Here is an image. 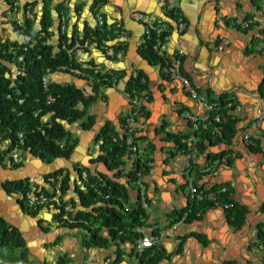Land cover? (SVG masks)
I'll return each instance as SVG.
<instances>
[{"label":"crops","instance_id":"1","mask_svg":"<svg viewBox=\"0 0 264 264\" xmlns=\"http://www.w3.org/2000/svg\"><path fill=\"white\" fill-rule=\"evenodd\" d=\"M11 1L18 10L19 22L23 19V6L33 7L40 30L42 2ZM46 2L51 6L58 3L60 7L66 1ZM10 3L0 0V40L4 42L18 38L13 28V23L18 21H10L2 15ZM175 4L177 12L170 13L163 0L69 1V19L64 18L67 20L66 31L80 36L76 45L81 47L74 52L75 58L82 63H94V67L104 73L115 72L126 77L101 90L88 112L96 118L91 131L80 125L67 127L79 139L70 159L58 158L50 165L41 164L28 153L22 171L36 179L40 187H45L44 177L53 172H61L59 177L69 175L70 189L62 200H70L82 210L78 189L84 190L85 187L80 179L83 171L80 172L87 168L97 178L105 176L113 182L119 179L131 197L125 207L131 210L137 205L141 189L127 178L135 166L134 159L128 154L119 167L105 166L104 160L100 159H109L111 165L114 161L104 151V139L99 136L111 124L119 138L125 137L123 118L129 109L125 82L133 70H138L147 82L145 90L150 101L146 107V123L135 143L142 145L139 147L145 152L143 157L151 160L150 172L144 182L153 211L148 213L143 225L136 226L126 235L127 238L120 240L124 236L119 234L113 239L104 229L103 235L110 245L87 247L89 232L60 224L57 209L53 206L36 209L23 196H8L1 185L10 181L15 172L1 164L0 217L8 223L10 232L20 234L25 249L30 250L28 255L33 264H65V261L67 264H108L118 255L122 260L120 264H139L141 257H137V243L143 235L159 239L154 247L144 249V253L153 256L162 254L159 264H264V250L259 246V234L261 229L264 230V0H179ZM135 13L149 15L160 24L167 34L162 39L167 45V54L172 61L181 59L183 73L202 97L215 102L226 96L228 98L222 102L233 101L242 107L239 132L229 144L216 139L223 125L219 127L209 122L212 114L184 93L178 81L165 76L161 60L156 55L148 57L146 43L150 39L144 22L133 18ZM52 14L55 34L52 44L57 46V27L63 18L57 19L54 10ZM99 18L105 23L103 32L108 27V41L101 46L97 43L80 44L85 32L97 29ZM179 23H184L186 28L181 30ZM119 24L122 25L120 28ZM59 79L69 81L65 76ZM259 113L261 118L255 123L254 117ZM187 114L207 119L203 122V125L209 123L206 131H213L214 144L208 143L205 153L198 150L197 143L198 151L192 153L181 146V139L194 132L193 122ZM246 134L258 141L257 148L247 146ZM173 136L178 141L171 138ZM226 151L231 152V161L226 157L213 161V155ZM138 159L144 163L143 159ZM195 165L204 176L199 184L193 175ZM82 176L87 179L86 173ZM190 177L197 188L228 187L237 206L236 212L230 213V209L213 202L206 210L195 213L193 208L200 202L196 203L190 193ZM182 214L183 217L173 224L175 219L171 217ZM237 215L243 218L242 222L236 220ZM132 234H139L138 239L134 240Z\"/></svg>","mask_w":264,"mask_h":264},{"label":"trees","instance_id":"2","mask_svg":"<svg viewBox=\"0 0 264 264\" xmlns=\"http://www.w3.org/2000/svg\"><path fill=\"white\" fill-rule=\"evenodd\" d=\"M10 3V0H8ZM11 5L14 3L11 1ZM30 9L26 17L21 19L22 23L15 22L14 32L23 41L0 40V135L4 141L10 142L9 148L4 151L5 155L10 154L17 145L18 135L24 133V145L22 150L27 153H32L34 157L42 159L46 164H52L58 158L70 159L79 144V139L74 137L72 132L68 130L67 126L80 125L86 131H91L96 124V118L88 114L92 108L101 90L105 87H112L117 81L123 80L126 75L120 73H104L91 69L83 68V63L74 54L68 53L69 49H73L76 45L77 39H80L74 32L69 34L68 31L63 32L59 29L58 44H52L54 38V18L53 10L50 3H46L42 21L40 23V30L37 27V21L34 18L33 7ZM32 10V11H31ZM70 9L64 4L59 7L60 18L67 17ZM34 13V14H33ZM32 15V16H31ZM67 22V20H66ZM107 29L100 31L95 29L91 32H85L81 39V44L85 45L97 43L99 46L104 45L107 39ZM167 36L164 34L163 37ZM156 41V37L150 41L147 40L146 50L148 57L153 58L154 53L152 44ZM90 46V45H89ZM89 50V49H88ZM95 65L94 63H88ZM61 66H68L72 69H82L93 80L94 85L85 87V90L92 91L89 98H85L83 90L79 88L77 81L64 82L59 79L61 77L59 68ZM52 70L58 74V78L51 85L48 93L43 89L42 78L47 70ZM140 76L143 73L140 72ZM62 78V77H61ZM78 79H83L78 77ZM133 78L127 85V91L133 88H140V90L147 88V83L141 87L139 83L136 85ZM140 86V87H139ZM84 89V88H83ZM49 96H53L56 101L53 104H48ZM228 97L222 96L221 100L226 101ZM20 100H24L20 104ZM42 111L39 118H35L36 112ZM223 121L219 125H223L222 131L217 135V141L226 142L229 144L233 138L238 134V119L240 115H234L233 111H223ZM43 118H48L45 123ZM226 120V123L224 121ZM106 126L102 130V137L104 139L103 148L109 155L113 157L114 165L109 164V159L102 163L113 169L123 164V158L129 154L126 148V138L118 137L115 128ZM209 130V129H208ZM207 130V131H208ZM203 131L200 129L195 133L197 138V145L200 152L205 153L208 149V143L214 144L213 131ZM175 139V136L171 137ZM123 139V140H122ZM258 143V142H257ZM258 147V146H257ZM251 147V148H257ZM223 155V156H222ZM144 156V155H143ZM222 157L228 158L231 161V152H223V154L213 155V161ZM143 159V164L136 163L134 170L130 171L128 179L136 182L138 179L144 180L150 172L149 162L147 157ZM24 166V163L15 165L16 169ZM193 174L196 178L197 184L203 180L201 171L196 170ZM87 174V179H83V173ZM80 179L84 185V190L78 189L79 199L81 202L80 208H76L75 204L69 201H63L60 214L56 217L60 224L70 229L79 228L88 231L86 237L87 247H108L110 242L103 235V230L109 231V236L117 239L121 234L123 240L127 238V234L136 226L143 225L144 220L148 217V212L137 203L131 210L125 206L129 205L131 201L130 193L125 185L120 184L118 174L117 182L111 181L107 177L97 178L87 168L81 170ZM61 172H55L49 177H56ZM131 183V182H129ZM70 177L67 175L61 185L62 195H66L70 187ZM224 186L212 187L215 191H220ZM227 187V186H226ZM5 190L10 194H26L30 190V181H7L4 185ZM228 189V187H227ZM223 204H231L233 208L229 210L230 213L236 212V203L232 199L231 191L228 189L227 193L219 195ZM213 205L211 201L200 202L195 204L193 211L196 213L199 210H206ZM25 206V204H24ZM70 208V210H67ZM90 208L93 211H88ZM67 217V219H65ZM183 217L173 215L171 218L175 219L173 224ZM237 221H243L239 215L235 216ZM73 221L74 223H69ZM133 239L137 240L139 234H132ZM259 246L264 249V230L261 229ZM132 239V238H131ZM24 241L18 232L9 231L8 223L0 217V264H29L27 257L28 250L24 247ZM264 252V251H263ZM62 261H65L62 260ZM162 261V254L144 253L140 258V264H159ZM122 262L119 255L115 260L109 264H120ZM65 264L67 262L65 261Z\"/></svg>","mask_w":264,"mask_h":264},{"label":"built area","instance_id":"3","mask_svg":"<svg viewBox=\"0 0 264 264\" xmlns=\"http://www.w3.org/2000/svg\"><path fill=\"white\" fill-rule=\"evenodd\" d=\"M69 1L70 0H67L66 2V6L68 7H69ZM163 3L167 5L168 11L170 13L176 11L175 0H163ZM132 16L136 21L144 22L146 27V32L150 40H152L154 36L156 37L157 42L156 43L154 42L152 44V49L154 55H156L161 60L162 72L165 74V76L168 79L178 81L184 93H186L197 104L203 106L208 114L210 115L212 114V118L209 119V122L213 121L216 124L219 125L222 124L224 118L221 113L226 110L233 111L234 115H239L242 113L243 111L242 107L239 104L234 103L233 101L227 104L226 102H222V101L210 102L209 100L202 97L199 94L197 88L194 87L193 83L183 73L181 59L177 58L175 61H172L169 55L167 54L168 51L167 45L162 40L164 38L163 37L164 30L161 28L160 24L156 23L153 20V18L150 17L149 15L135 13ZM104 26H105L104 20L102 18H99L97 23V28L103 31ZM121 26H122L121 24L118 25L119 28ZM179 27L181 30H184L186 28L184 23H179ZM66 28L67 27L65 25L62 27L63 32L66 31ZM79 47H81L79 44L75 45L73 49L68 50V53L70 55L74 54V52ZM222 49L223 47L221 46L220 50ZM83 68L91 69V66L86 65L83 66ZM95 70L99 71L100 69L96 68ZM61 72L62 73L69 72L75 76H79L87 79L86 87H88L89 85L90 86L94 85L93 80L90 79V77L82 69H70L68 66H61L59 68V73ZM58 74L54 73L52 70L49 69L47 70L46 74L43 76L42 78L43 89L45 90L46 93L50 91L51 85L56 81V77ZM131 78L134 79L133 82L136 85L139 83L141 87H143L147 83L146 80L140 76V72L138 70L133 71ZM82 90L85 98H89L91 96V93L85 90V88ZM126 97L128 99V105H129V109L127 113L124 115V119H123V129L125 132L126 147L133 155V158L138 159V158H142L143 155H145V152L135 143V138L139 136V134L143 131L144 125L146 123V115H147L146 107L150 101V97L148 95L147 90L145 89L140 90V88H133L130 92L127 91ZM55 101L56 99L53 96H49L48 104H53ZM19 102L20 104H23L24 100H20ZM41 112L42 111L36 112L34 117L39 118ZM186 116L188 119H190L193 122L194 132L199 131L200 128L203 129L207 128L208 124L205 123L203 125V122H205L207 119L202 120L201 118H198L197 116H193L191 114H187ZM260 118H261V114L259 113L257 116L254 117L255 123ZM43 121L46 123L48 121V118H43ZM244 139L249 147L258 146L257 143L258 141L252 139L250 135L246 134L244 136ZM19 145H24L23 133L19 134V142L15 150L11 154V158L16 164L21 162V153H20ZM181 145H183L189 153L198 151L197 150L198 148L196 146V139L193 134L190 137L182 138ZM262 169L264 170V163L262 165ZM60 182H62V179ZM48 185L50 186L51 189H54L50 193L43 192L41 189L35 186L31 188V191L26 193L25 198L33 207L37 208L42 206H53L55 209L62 207V200L60 199L62 193L60 186L59 185L57 186L56 179L53 178L49 179ZM53 185H55L56 188H53ZM137 185L141 189V191H139V194L141 196V200L144 208L150 209L146 196L147 191L143 180L139 179ZM189 188L191 195L195 197V200L198 203L207 200L214 202L216 205H219L224 209L232 208L231 205L229 206L223 204L219 198V195L227 193L226 188H223L220 191H215L213 190V188H209V189H204L199 187L197 188L193 183L192 177H190ZM152 244L153 241L149 237L144 238L142 243L139 245V249L141 250L142 248H144V246L145 247L152 246Z\"/></svg>","mask_w":264,"mask_h":264},{"label":"clouds","instance_id":"4","mask_svg":"<svg viewBox=\"0 0 264 264\" xmlns=\"http://www.w3.org/2000/svg\"><path fill=\"white\" fill-rule=\"evenodd\" d=\"M66 2H67V0H66ZM66 2H65V6H66ZM68 7V6H67ZM69 9H70V7H68ZM175 12H177V7H176V11ZM28 17H30V14L28 13ZM19 23H22V22H19ZM178 23V22H177ZM98 29V28H97ZM98 30H100V29H98ZM101 31V30H100ZM66 32V31H65ZM77 43V42H76ZM80 43V42H79ZM81 44V43H80ZM75 47V46H74ZM160 59V58H159ZM160 64H161V61H160ZM86 65H89V66H91V67H94L93 65H90V64H87V63H83V66H86ZM70 68V67H69ZM70 69H72V68H70ZM75 69H78V68H75ZM99 71H101V70H99ZM134 71V70H133ZM133 71H132V73H133ZM132 73H131V75H130V78H131V76H132ZM60 75H61V77H63V76H65V77H67L68 79H72L70 82H72V83H74L75 81H77V83H78V85H79V88H81V89H83V88H85L86 87V84H87V79H85V78H83V79H78V77L79 76H75V75H73V74H71V73H60ZM56 78H58V75H57V77ZM82 78V77H81ZM130 81V80H129ZM69 82V81H68ZM82 83H83V85H82ZM128 85V84H127ZM127 85H126V90H125V95H126V93H127ZM195 87V86H194ZM196 88V87H195ZM91 94H92V91L90 92ZM124 119V118H123ZM192 122V121H191ZM212 123L213 124H216V123H214L213 121H212ZM208 125H209V123H208ZM208 125H207V127H208ZM217 125H219V124H217ZM200 129H202L203 131H206L207 130V128L206 129H203V128H200ZM198 132V131H197ZM197 132H194V133H191V135L193 134L194 135V137H195V133H197ZM23 133V132H22ZM21 134V133H20ZM24 134V133H23ZM185 138V137H184ZM196 139V143H197V138H195ZM182 140V139H181ZM18 142H19V135H18V141H17V144H18ZM5 144H6V149H5V151L9 148V145H10V142H9V140L8 141H5ZM17 146V145H16ZM16 146H15V148H16ZM20 146V153H21V162L20 163H24V166L23 167H21V168H19V169H16L15 168V165H17L16 163H14V161H13V159L11 158V154H12V152L15 150H13L10 154H6L5 155V157H6V159L7 160H9L10 161V163L12 164L11 165V167H9L12 171H17V172H19V173H21L22 172V170L26 167V164H25V160H26V156H27V152H24L23 150H22V146L23 145H19ZM181 146H183V145H181ZM248 146V145H247ZM139 147V146H138ZM127 148V147H126ZM128 150V149H127ZM198 150H200V149H198ZM129 151V150H128ZM31 154V157H34L33 156V154L32 153H30ZM129 155L133 158V155L131 154V152L129 151ZM34 158H37V157H34ZM38 160H42V159H40V158H37ZM134 159V165L136 164V163H138V162H140L139 161V159H136V158H133ZM43 161V160H42ZM44 162V161H43ZM20 163H18V164H20ZM44 164H46L45 162H44ZM50 165V164H49ZM133 170H134V168H133ZM19 173H18V175H19ZM49 175H51V174H49ZM49 175H46L45 177H44V179H43V184H44V186L45 187H43V186H41L40 187V185L39 184H37V181H36V179H32L31 177H29V176H27L26 178H24V179H21V180H27V179H29V181H30V190L29 191H31V188L33 187V186H35V187H37V188H39V189H41L43 192H46V193H50V192H48V191H46L47 189H51L50 188V186L48 185V180L49 179H51V178H53V179H56V182H57V186L59 185L60 186V189H61V185H62V182H61V185L59 184V182L61 181V179H62V181H63V179L65 178V177H59V176H56V177H49ZM53 175V174H52ZM21 180H15V181H21ZM139 180V179H138ZM138 180L135 182V184L137 185V183H138ZM142 180V179H141ZM7 182V181H6ZM143 182H144V180H143ZM144 185H145V182H144ZM137 187H138V185H137ZM146 187V186H145ZM53 188H56V186L55 185H53ZM3 189H5L4 188V183H3ZM54 189H52V191H53ZM29 191H27V192H29ZM51 191V192H52ZM228 191V190H227ZM7 192V191H6ZM26 192V193H27ZM61 193H62V191H61ZM7 194H8V196H10V197H12V195L10 194V193H8L7 192ZM14 196L16 195V197H18V196H23V198L24 199H26L25 198V196H26V194L24 195V194H13ZM62 196L63 195H61V197H60V199L62 200ZM146 196H147V194H146ZM147 200H148V198H147ZM26 201L28 202V200L26 199ZM138 203H140V205L144 208V206H143V204H142V200H141V196H140V194H139V198H138V201H137ZM196 203H198V202H196ZM28 204L32 207V208H35V207H33L29 202H28ZM148 204H149V208L150 209H146V208H144L148 213H151L152 211H153V209H152V207H151V205H150V203L148 202ZM62 205H63V200H62ZM226 205H231V204H226ZM232 206V208H233V205H231ZM38 208V207H37ZM36 208V209H37ZM61 208V207H60ZM232 208H226V210H229V209H232ZM82 209V211H85V209L84 208H81ZM67 210H70V208H68ZM89 210H92L93 211V209L92 208H90ZM88 210V211H89ZM57 212H58V214H60V210H59V208H57ZM65 219H67V217H65ZM58 221V220H57ZM68 221H69V223H74L73 221H70L69 219H68ZM147 237H149V236H142L141 237V239H140V241L137 243V249H138V258H139V256L141 257L143 254H144V249H148V248H152V247H154L155 246V244H156V241H158L159 239L157 238L156 239V237H149L152 241H153V244H152V246H149V247H145L144 246V248H142L141 250L139 249V245L142 243V241L144 240V238H147ZM180 243H181V241H180ZM261 249L262 250H264L263 249V247H261ZM112 261V259L108 262V264L110 263ZM139 262H140V260H139ZM140 264V263H139Z\"/></svg>","mask_w":264,"mask_h":264},{"label":"water","instance_id":"5","mask_svg":"<svg viewBox=\"0 0 264 264\" xmlns=\"http://www.w3.org/2000/svg\"><path fill=\"white\" fill-rule=\"evenodd\" d=\"M33 1H40V2H42V5H43V7H42V13H44V8H45V5H46V1L47 0H33ZM64 2L66 1V0H63ZM63 2V3H64ZM63 5V4H62ZM76 6H72V8H75ZM51 8H52V10H54V12L56 13L55 14V17L58 19L59 18V20H60V13H59V4L57 3V5H53V6H51ZM23 12H22V17L24 18V17H26V14L28 13V11H29V7H28V5L26 6V5H24L23 6ZM17 8H16V5L14 4V5H11V6H9V8H8V10H6V11H4L3 13H2V15H5V17L8 19V20H10V21H16L17 20V18H18V14H17ZM6 20V19H5ZM61 21V20H60ZM59 21V25H58V27H57V32H59V27H60V25H61V22ZM14 23H13V28L15 29L16 27H14ZM3 32H6V31H4L3 30ZM72 79H69V82L71 81ZM129 80H130V76H128V80L125 82V87H126V85L128 84V82H129ZM68 127V126H67ZM82 148V147H81ZM83 150H84V148H83ZM38 161V163H43L44 164V162L42 161V160H37ZM105 165V164H104ZM105 166H107V165H105ZM24 170V169H23ZM15 172V175H13V176H11L9 179H10V181H15V180H21V179H24V178H26L27 177V174H26V171L24 172V171H22L19 175H18V172L17 171H14ZM54 173V172H53ZM16 177V178H15ZM2 186V188H3V184L1 185ZM5 190V189H4ZM5 192H6V190H5ZM7 193V192H6Z\"/></svg>","mask_w":264,"mask_h":264},{"label":"flooded vegetation","instance_id":"6","mask_svg":"<svg viewBox=\"0 0 264 264\" xmlns=\"http://www.w3.org/2000/svg\"><path fill=\"white\" fill-rule=\"evenodd\" d=\"M14 41H22L21 40V37H18V38H16V40H14ZM0 62H1V59H0ZM4 147H5V141L3 140V137L0 135V165L2 164V166L4 167H11V163H10V161L9 160H7L6 159V157H5V153H4ZM5 183H7V182H4V185H5ZM25 245V244H24ZM27 246V245H26ZM27 250V249H26ZM28 252H29V255H30V250H28ZM28 254V253H27ZM29 255H27V257H28V260H29V262H31V264H33L34 262H33V260L32 259H30L29 258Z\"/></svg>","mask_w":264,"mask_h":264},{"label":"rangeland","instance_id":"7","mask_svg":"<svg viewBox=\"0 0 264 264\" xmlns=\"http://www.w3.org/2000/svg\"><path fill=\"white\" fill-rule=\"evenodd\" d=\"M179 0H175V2L177 3ZM65 20H61V25H60V27H59V29L61 28V30H62V27L65 25ZM66 26V25H65ZM67 27V26H66ZM15 30V29H14ZM63 31V30H62ZM14 34H15V32H14ZM139 146L141 147L142 145L139 143ZM51 223V222H50ZM49 226V225H48Z\"/></svg>","mask_w":264,"mask_h":264}]
</instances>
